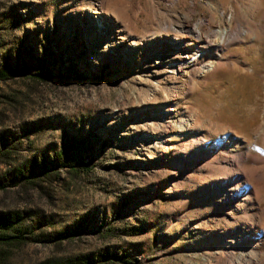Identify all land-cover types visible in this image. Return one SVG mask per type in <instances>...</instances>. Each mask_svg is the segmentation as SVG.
Listing matches in <instances>:
<instances>
[{
  "label": "rangeland",
  "instance_id": "obj_1",
  "mask_svg": "<svg viewBox=\"0 0 264 264\" xmlns=\"http://www.w3.org/2000/svg\"><path fill=\"white\" fill-rule=\"evenodd\" d=\"M80 260L264 264V0H0V264Z\"/></svg>",
  "mask_w": 264,
  "mask_h": 264
},
{
  "label": "bare ground",
  "instance_id": "obj_2",
  "mask_svg": "<svg viewBox=\"0 0 264 264\" xmlns=\"http://www.w3.org/2000/svg\"><path fill=\"white\" fill-rule=\"evenodd\" d=\"M90 13H91V12H90ZM92 13L94 14L93 17H94V18H97V15H96V14L98 13V11L95 9V10H92ZM95 24H96L97 26L100 25L99 27H101V25H105L103 22L100 23V21H99L98 18H97ZM224 33H225V32H224ZM224 33L222 32V35H223ZM225 34H226V33H225ZM154 35H155V34L150 35L148 38H150V40H152L153 37H155ZM220 35H221V34H220ZM197 36H198V35H197ZM153 41H154V40H153ZM132 44H134V43L132 42ZM135 55H136V54H135ZM184 58H185V59H184V62H182V63H179V62H178V63H175V66H174V67H176L178 71L181 70L180 67H181V65H182L183 63L191 62V61L194 60V57H192V56H185ZM155 62H156V61H155ZM187 64H188V63H187ZM182 69H183V68H182ZM170 105H171V106H169L168 109H169V110H170V109H174V108H173V105H174V104L172 103V104H170ZM170 111H171V110H170Z\"/></svg>",
  "mask_w": 264,
  "mask_h": 264
},
{
  "label": "trees",
  "instance_id": "obj_3",
  "mask_svg": "<svg viewBox=\"0 0 264 264\" xmlns=\"http://www.w3.org/2000/svg\"><path fill=\"white\" fill-rule=\"evenodd\" d=\"M33 75L37 78H39L40 80H45L48 76H49V72H45V71H40V72H35L33 73ZM116 259V260H115ZM109 262H122V263H127L129 262L127 259H125L122 256H116L115 254L111 255V258L107 259ZM79 264H86L85 261H79Z\"/></svg>",
  "mask_w": 264,
  "mask_h": 264
}]
</instances>
